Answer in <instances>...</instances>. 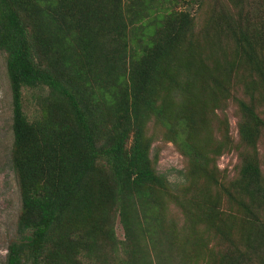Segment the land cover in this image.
I'll list each match as a JSON object with an SVG mask.
<instances>
[{"label": "trees", "instance_id": "1", "mask_svg": "<svg viewBox=\"0 0 264 264\" xmlns=\"http://www.w3.org/2000/svg\"><path fill=\"white\" fill-rule=\"evenodd\" d=\"M176 1L0 0V51L10 93L9 163L19 198L5 264H93L102 241L120 249L123 258L111 263L102 257L98 264H166L164 248L169 250L173 231L150 199L168 184L153 170L141 122L155 114L167 127L154 100L161 76L175 68L184 43L185 15L165 13ZM42 57L52 66L40 65ZM38 87L67 109L55 108L44 121L30 123L21 92ZM79 91L113 119L100 147L94 145ZM240 108L239 143L252 154L239 168L240 187L232 200L245 215V237L256 226L264 231L256 216L264 189L255 151L264 123L250 107ZM187 117L188 124L200 125L194 109H187ZM107 207L116 211L122 241L113 237ZM244 247L256 254L264 242L255 245L246 237ZM243 255L238 251L224 264H241Z\"/></svg>", "mask_w": 264, "mask_h": 264}, {"label": "rangeland", "instance_id": "2", "mask_svg": "<svg viewBox=\"0 0 264 264\" xmlns=\"http://www.w3.org/2000/svg\"><path fill=\"white\" fill-rule=\"evenodd\" d=\"M169 10L185 15L187 27L184 43L175 55V68H167L161 76L154 100L167 127L155 114H147L141 122L142 141L149 145L153 170L168 184L165 192L150 199L173 231L169 250L164 248L166 264H224L237 257L238 251L244 253L241 264H264V247L256 254L244 247L246 237L255 245L264 242V231L256 226L243 237L245 215L232 200L240 187L239 168L252 154L237 135L241 104L264 123V0H177L165 13ZM40 65L52 66V62L42 57ZM64 79L69 80L67 76ZM79 92L88 111L94 145L100 147L113 119L91 105L84 91ZM21 95L30 123L44 121L55 108L67 109L44 87L23 89ZM189 108L199 115L200 125L188 124ZM10 124L5 54L0 51V264H5L6 248L15 239L19 211L9 163ZM131 135L132 131L125 148ZM184 143L192 150L185 149ZM255 151L264 189V130L258 132ZM101 164L98 161L97 166ZM257 205L261 207L256 212L257 222L264 227V200L259 199ZM106 210L110 211L115 241H122L116 211ZM102 257L113 263L123 255L102 241L93 264Z\"/></svg>", "mask_w": 264, "mask_h": 264}]
</instances>
